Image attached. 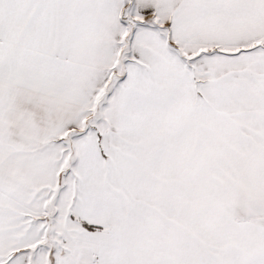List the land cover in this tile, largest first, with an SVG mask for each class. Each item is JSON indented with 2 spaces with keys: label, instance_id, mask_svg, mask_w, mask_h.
Listing matches in <instances>:
<instances>
[{
  "label": "snow or ice",
  "instance_id": "snow-or-ice-1",
  "mask_svg": "<svg viewBox=\"0 0 264 264\" xmlns=\"http://www.w3.org/2000/svg\"><path fill=\"white\" fill-rule=\"evenodd\" d=\"M0 264H264V0H0Z\"/></svg>",
  "mask_w": 264,
  "mask_h": 264
}]
</instances>
